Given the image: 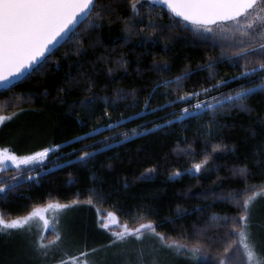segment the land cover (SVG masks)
<instances>
[{"label":"trees","instance_id":"1","mask_svg":"<svg viewBox=\"0 0 264 264\" xmlns=\"http://www.w3.org/2000/svg\"><path fill=\"white\" fill-rule=\"evenodd\" d=\"M108 2L97 0V3ZM117 7L118 15H129L123 0ZM160 11L158 6H153L155 22L171 23L169 14L162 18L156 15ZM112 20L111 26L105 23L103 28L95 31H88L86 25L81 24L77 29L78 34H71L42 67L7 90L0 91V114L16 113L3 126L0 135L6 131V136L11 137L22 132L18 145L27 146V150L33 149L28 154L52 143L68 141V145L62 144L59 150L52 151L48 158L38 164L19 168L6 165L0 171V182L10 185L7 199L0 202V212L10 219L49 204L79 200L84 211L91 212L95 208L116 212L120 222H126L130 227L151 219L160 223L157 231L166 233L170 238L189 244L196 243L198 239L204 244L206 255L194 264H218L217 253L237 239L229 232L232 218L239 216L242 211L227 195L246 186L244 178L238 173L233 175V170L246 164L251 172L247 177V185L253 190L264 188V165L259 168L253 166L254 160L264 159V148H261L264 135H260L264 133V128L253 116L228 111L226 106L217 115L218 124L212 125L211 136L207 135L210 113H205L201 119L191 118L183 123L156 129L153 121L163 123L171 109L165 107L163 111L151 114H145L141 109L143 97L154 84L175 77L185 68L195 69L208 57L222 58L223 62L215 65L217 79L225 74L239 72L240 67H232V61L227 58L236 51L234 45L238 43V36H224L204 42L186 30L175 28L153 37L155 43H142L139 35L126 38L123 24L116 15H113ZM81 41L82 51L86 50V55L78 57ZM121 56L123 65L117 63ZM78 60L84 61L82 69L75 66ZM163 60L168 62L167 71H157L152 67L153 61ZM239 62L243 64L244 61L241 59ZM108 67L113 68L111 74L107 73ZM69 71L76 77L75 80H66ZM82 71L94 81L91 91H87L86 85L82 83ZM207 75L206 71H197L183 82V90L212 83L205 79ZM235 83L243 81L237 80ZM66 84H71L72 90L60 92L59 89L66 87ZM233 86L230 84L228 87ZM45 89L49 93L47 96L43 95ZM119 89H124V93H119ZM133 90L139 98L138 102L132 95ZM159 91L164 92V87L161 86ZM91 95L99 97L96 103L87 108L81 106L79 102ZM173 96L157 95L152 99L151 106ZM104 97H108L112 121L122 119L120 126L111 130L102 129L98 135L89 132L88 139L73 143L70 139L72 136L96 126V118L102 116L106 107ZM112 100L116 102L115 107L111 106ZM250 103L264 115V96H254ZM183 106L173 105L174 108ZM121 113L127 117L126 121ZM77 117H87L88 124L81 126ZM99 123L105 124L106 121L100 119ZM140 126L151 131L145 133ZM134 128L139 135L132 134ZM253 128L257 132L255 137L252 136ZM125 131L129 133L127 140L118 137L121 141L119 144L113 143L109 150H102L89 159L86 165L71 156V148L79 149L93 140L100 141L105 136H111L113 132ZM3 139L4 144L8 143L7 138ZM217 144L221 147L214 148ZM233 148L236 151H232ZM257 148H261L260 156L254 154ZM87 150L91 151L90 148ZM76 154L79 155V152ZM206 154L209 159L199 173L184 171L191 168L193 163L200 162ZM64 160H70L71 163L64 164ZM54 164L58 166L53 167ZM151 167H155L151 178H141V173ZM42 168L47 171H41ZM176 169H180L183 174L172 176ZM37 173L38 180L26 179L30 174L35 177ZM12 177H15V181ZM13 183L15 187H11ZM248 194L241 191L239 199L242 200ZM89 197L93 203H83ZM177 205L190 211L175 219ZM197 206L200 211L196 210ZM165 217H172L174 222L169 223ZM224 217H228L227 221ZM258 224L263 230L264 252V221Z\"/></svg>","mask_w":264,"mask_h":264},{"label":"snow or ice","instance_id":"2","mask_svg":"<svg viewBox=\"0 0 264 264\" xmlns=\"http://www.w3.org/2000/svg\"><path fill=\"white\" fill-rule=\"evenodd\" d=\"M121 0H109L108 3H97V0H0V87L7 90L10 86H14V82L19 79H26L33 71L38 70L47 62L48 58L54 53L57 46L62 45L71 34L77 33V29L81 24H85L88 31H95L104 27L105 23L109 26L113 23V15L121 20L123 31L126 38L132 35L142 37V43H155L153 37L171 31L175 28L186 30L193 36L199 37L201 41H215L218 38L230 35L238 36V43L234 46L236 51L228 55V59L232 61V67H240V71L235 74H225L217 79V71L215 65L223 62L222 58L208 57L207 60L195 69L185 68L180 74L173 78L163 79L152 86V89L143 97V108L145 114H151L156 111H163L165 107L171 109L163 123L153 121V127L160 129L170 127L173 123H183L191 118L201 119L205 113H210L207 122L208 133L212 135V125L218 124L217 115L225 110L236 111L237 113H245L253 116L260 127L264 128V115L257 112L250 101L252 97L264 96V0H123L127 5L128 16L118 15L117 5ZM153 6H158L161 11L156 15L161 18L165 14L170 15L171 23L158 24L153 19ZM167 10L165 13L164 10ZM147 16V22H145ZM179 18V19H177ZM231 25V27H229ZM165 50L167 42H165ZM81 41V49L77 50V56L86 55L83 50ZM67 55V54H66ZM243 64H240V60ZM58 63V62H57ZM117 63L123 65V59H118ZM84 61L78 60L75 66L83 68ZM152 67L157 71H167L169 69L168 62L153 61ZM197 71H206L208 73L205 79L213 81L207 86L200 88L193 87L192 90H183L184 81L193 76ZM113 68L108 67L107 73L111 74ZM84 77L82 83L86 85V90L91 91L94 81L86 72H81ZM76 77L71 71L66 73V80H75ZM237 80L243 83L236 84ZM233 87H228L229 85ZM175 87H171V86ZM163 86L165 91L160 92ZM223 89V90H221ZM71 84L61 87L60 92H70ZM124 89H119V93H124ZM174 93H177L173 96ZM213 93V94H209ZM49 93L47 89L43 92L44 96ZM133 97H136L135 90L132 91ZM157 95L166 97L163 103H157L151 106L152 99ZM203 96L201 99L200 97ZM99 99L96 95L85 97L79 103L87 108L88 105L95 104ZM189 103V101H193ZM106 107L101 117H97V124L88 131L72 136L70 139L73 143H79L81 139H88L89 132L99 134L102 129L111 130L118 128L122 119L115 121L111 119V112L108 111L109 100L104 97ZM175 104H183L181 108H174ZM111 106L115 107V100L111 101ZM17 111H23L18 109ZM16 113L9 115L0 114V125L11 120ZM124 121L127 117L120 114ZM170 117V118H168ZM81 126L88 124L87 117H77ZM104 119L105 124H100L99 120ZM145 133L151 129L140 126ZM252 128V125H249ZM133 135H139L137 129H132ZM127 131L122 133L113 132L111 136H105L100 141L93 140L91 143L82 145L79 149L71 148L72 158L82 164H87L88 160L98 155L102 150H109L110 146L119 144L121 141L118 137L122 136L128 139ZM257 135L256 130L252 129V136ZM264 135V133H260ZM68 145V141L62 142ZM61 143H52L48 147H42L39 151H34L27 155H18L8 146L0 147V171L6 167L5 162L11 160L17 168L21 164L28 165L36 161H43L54 150H59ZM221 145H214V148H220ZM91 149L88 151L87 149ZM264 148V143L261 144ZM261 148H257L255 155H261ZM232 151H236L235 148ZM79 152V155L76 153ZM240 157H237L239 159ZM209 156L206 154L204 158L193 163L191 168L185 169V172L199 173L202 167L207 164ZM247 159V157H245ZM64 164H70V160H64ZM264 165V159L253 161L254 167ZM58 165L54 164L53 167ZM41 171L47 170L42 168ZM155 171V167L147 168L141 173V178H151V173ZM241 175L244 178L245 188L242 190H234L228 193L227 198L236 203L241 209V213L237 217L232 218L231 231L229 235H235L236 240H232L230 244L223 248L222 252L217 253L218 264H234L229 259L231 254L237 249L234 246H242L246 255V264H264V252L256 251V244L250 239V216L251 204L255 197L264 193V188L253 190V187L247 185V177L251 175L248 166L241 165L238 169L233 170V175ZM180 169H176L171 175L178 177L182 175ZM264 174V169H262ZM15 181V177L11 178ZM26 179H39V173L33 177L31 174ZM264 183V182H262ZM10 185L0 182V202L7 199V192ZM11 187H15L13 183ZM249 193L241 200L240 192ZM82 203L79 200H72L66 204H49V208L54 209H71L73 206ZM91 205L93 200L91 197L87 201ZM200 211L199 207L196 208ZM190 210L177 205L175 219H179L182 215ZM37 215V211L33 210L24 216H15L13 218H5L6 214L0 212V234H11V230H25L32 217ZM227 221L228 217L223 218ZM169 223H173L172 217H165ZM59 220L56 223L49 224L45 221V227L57 233L55 240L47 241L41 235L34 240L29 241L17 255L16 264H20V257L27 260L37 258L44 264L49 261V251L53 245L59 244L65 238L72 239V229L64 226L63 231H58ZM96 226L98 229L108 233V239L105 243L88 246L85 240L75 255H67L65 258H59L53 253L49 264H119L120 258H123V264H160L158 259L159 249H168L174 251L177 255H184L186 259L195 260L198 256L206 255L204 244L197 242L194 244L182 243L179 240L170 238L166 233L157 231L160 223L148 219L139 223L135 227H130L126 222L121 223L116 212L109 211L106 216L100 215L97 209ZM119 229V230H117ZM152 239L155 248L151 249L148 254L142 246L145 239ZM185 239L187 236L185 235ZM135 241L141 245L138 248H130L128 245ZM28 252L35 253V257L27 256ZM135 254V261L132 256ZM151 259H148V256Z\"/></svg>","mask_w":264,"mask_h":264},{"label":"rangeland","instance_id":"3","mask_svg":"<svg viewBox=\"0 0 264 264\" xmlns=\"http://www.w3.org/2000/svg\"><path fill=\"white\" fill-rule=\"evenodd\" d=\"M231 27V25H229ZM230 36V35H226ZM9 122L6 121L3 125H0V132L3 126ZM21 132V131H20ZM7 132L0 135V147L8 146L18 155H27L32 150L27 146L19 147L18 143L23 133H16L7 137ZM3 138H7L8 143L4 144ZM10 140V141H9ZM4 141V142H3ZM31 149V148H30ZM41 161H36L28 165L21 164L20 166H32L40 163ZM6 165H15L11 160L5 162ZM16 166V165H15ZM251 216H250V229L251 237L250 239L256 244V251L262 252L263 247V230L258 224L261 220L264 221V193H261L255 197L253 203L250 206ZM33 210L37 211V215L32 217L29 224L25 230H11V234H0V264H16L17 255L19 251L25 247V245L34 240L36 237L43 235L47 241H53L56 238L57 233L45 227V221L49 224L56 223L59 220L58 231H63L64 226H68L72 229V239L68 240L65 238L49 251V261L53 253L59 258H65L64 253L67 255H75L76 250L82 249L83 243L86 240L88 246L92 247L95 245L103 244L108 239V233L100 230L96 226L97 221V209H93L91 212L84 209L78 204L73 206L71 209H54L49 208L48 205L35 208ZM31 210L30 212H32ZM107 212L100 210L101 216H106ZM27 215V214H26ZM205 230L204 227L201 228ZM119 230V229H117ZM156 242L148 238L143 241V248L145 253L148 254L151 249L155 248ZM141 245L137 244L135 241L128 245L130 248H138ZM237 250L234 251L229 259H231L234 264H246V255L242 246L235 247ZM35 253L28 252L27 256L35 257ZM204 255L198 256L197 259L191 260L186 259L184 255H177L174 251L168 249L158 250V259L160 264H194L196 260L203 258ZM135 254L132 256V260L135 261ZM151 259V256H148ZM49 261H45L44 264H49ZM20 264H41V261L37 258L27 260L24 257H20ZM119 264H123V258H120Z\"/></svg>","mask_w":264,"mask_h":264},{"label":"water","instance_id":"4","mask_svg":"<svg viewBox=\"0 0 264 264\" xmlns=\"http://www.w3.org/2000/svg\"><path fill=\"white\" fill-rule=\"evenodd\" d=\"M165 11L167 12V10H166V9H165ZM177 19H179V18H177ZM58 47H59V46H57L56 48H58ZM56 48H55V49H56ZM20 80H21V79H19V80L15 81L14 83H16V82H18V81H20ZM1 90H5V89H4L3 87H0V91H1Z\"/></svg>","mask_w":264,"mask_h":264}]
</instances>
